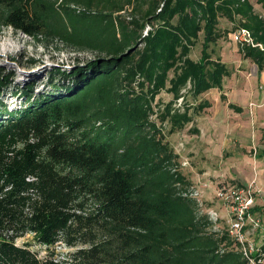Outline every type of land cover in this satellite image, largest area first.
I'll use <instances>...</instances> for the list:
<instances>
[{"label":"trees","instance_id":"1","mask_svg":"<svg viewBox=\"0 0 264 264\" xmlns=\"http://www.w3.org/2000/svg\"><path fill=\"white\" fill-rule=\"evenodd\" d=\"M239 27L252 45L238 53L260 77L264 0H0V28L95 55L0 107V264H248L199 213L163 132L211 107L187 96L222 92L233 72L211 45ZM8 80L0 70V89ZM163 92L171 100L156 104ZM57 245L72 250L56 258Z\"/></svg>","mask_w":264,"mask_h":264},{"label":"rangeland","instance_id":"2","mask_svg":"<svg viewBox=\"0 0 264 264\" xmlns=\"http://www.w3.org/2000/svg\"><path fill=\"white\" fill-rule=\"evenodd\" d=\"M220 26L232 30L225 20ZM7 47L5 51L4 46ZM54 44L42 47L27 36L12 28H0V70L9 74L6 88L0 89V107L14 111L23 106L24 98L14 93L18 88L35 85V91L49 90L48 74L55 68L70 69L79 60L84 61L95 55L89 51H76ZM214 58L223 54V59L231 68L233 75L223 82L222 92L211 90L197 101L190 96L187 103L196 104L200 100L208 101L211 107L195 118L194 124L184 130L167 135L166 141L178 156L179 170L191 183L189 194L197 192L195 200L199 213L208 217L213 229L224 231L227 213L224 206L215 198V189L219 182L248 185L264 191V75L257 76L256 69L241 60L238 46L229 37L222 47L212 46ZM200 44L191 51V59L200 57ZM29 60L35 64L30 65ZM222 61V59H221ZM223 94L225 101L220 99ZM170 95L162 93L155 103H167ZM234 104L241 113L228 108ZM4 115L5 111H1ZM197 129V134L192 133ZM192 197V196H191ZM258 214V213H257ZM256 214V215H257ZM217 219L216 224L213 220ZM264 219V217H263ZM249 240L260 243V232L249 229ZM30 236L18 239L16 244L27 242ZM44 252L37 247H31ZM72 249L63 245L55 246V257L60 258Z\"/></svg>","mask_w":264,"mask_h":264},{"label":"built area","instance_id":"3","mask_svg":"<svg viewBox=\"0 0 264 264\" xmlns=\"http://www.w3.org/2000/svg\"><path fill=\"white\" fill-rule=\"evenodd\" d=\"M230 38L237 46L252 45L250 33L243 27L232 32ZM180 101L178 100V104ZM197 195V192L190 194L192 197ZM215 198L226 210L225 231L229 238L237 244V250L248 264H264V259L254 258L260 252V247L264 245V191L256 188L254 183L245 186L219 182L215 189ZM216 222L217 219L213 220V223L216 224ZM249 229L260 232V243L255 244L249 240Z\"/></svg>","mask_w":264,"mask_h":264},{"label":"crops","instance_id":"4","mask_svg":"<svg viewBox=\"0 0 264 264\" xmlns=\"http://www.w3.org/2000/svg\"><path fill=\"white\" fill-rule=\"evenodd\" d=\"M222 20H225V19H219V24H218V27H219V29H221V30H225V29H227L228 30V28H224V27H222V26H220V21H222ZM227 23H229V25H231V23L230 22H228L227 20H225ZM231 27H232V25H231ZM227 37H229L230 38V34L227 36ZM226 37V38H227ZM226 38H222V39H220V40H218L215 44H213V45H211V47L212 46H221L222 47V45H223V43H224V41L226 40ZM230 40H231V38H230ZM199 44H200V42H198ZM197 43V44H198ZM234 43V42H233ZM196 44V45H197ZM212 50V49H211ZM237 55H239V53L237 54ZM213 56H214V52H213ZM221 59H222V62L223 63H225L226 64V61H224V59L222 58L223 57V54H221ZM239 57H240V59H241V56L239 55ZM191 58V57H190ZM200 58V57H199ZM199 58L198 59H194V61H197V60H199ZM193 60V59H192ZM242 60V59H241ZM245 61V60H244ZM227 65V64H226ZM253 67H254V69H256V66L255 65H253V64H251ZM230 70H231V68L230 67H228ZM256 71H257V69H256ZM233 75V74H232ZM262 75H264V71L261 73V76ZM211 91V90H210Z\"/></svg>","mask_w":264,"mask_h":264},{"label":"bare ground","instance_id":"5","mask_svg":"<svg viewBox=\"0 0 264 264\" xmlns=\"http://www.w3.org/2000/svg\"><path fill=\"white\" fill-rule=\"evenodd\" d=\"M8 46H9V45H8ZM8 46H7V45L4 46L5 51H7V47H8Z\"/></svg>","mask_w":264,"mask_h":264}]
</instances>
